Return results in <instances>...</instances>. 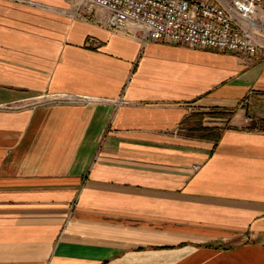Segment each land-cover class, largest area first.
Listing matches in <instances>:
<instances>
[{
  "label": "crops",
  "instance_id": "crops-1",
  "mask_svg": "<svg viewBox=\"0 0 264 264\" xmlns=\"http://www.w3.org/2000/svg\"><path fill=\"white\" fill-rule=\"evenodd\" d=\"M102 13L0 0V264H264V58Z\"/></svg>",
  "mask_w": 264,
  "mask_h": 264
},
{
  "label": "built area",
  "instance_id": "built-area-1",
  "mask_svg": "<svg viewBox=\"0 0 264 264\" xmlns=\"http://www.w3.org/2000/svg\"><path fill=\"white\" fill-rule=\"evenodd\" d=\"M68 1L84 16L101 10L106 29L140 28L144 41L264 58V0Z\"/></svg>",
  "mask_w": 264,
  "mask_h": 264
},
{
  "label": "rangeland",
  "instance_id": "rangeland-1",
  "mask_svg": "<svg viewBox=\"0 0 264 264\" xmlns=\"http://www.w3.org/2000/svg\"><path fill=\"white\" fill-rule=\"evenodd\" d=\"M242 103L241 107L245 109L244 120H242L244 127L247 128L249 120L252 118H262L264 116V96L251 94ZM228 126L224 124V127Z\"/></svg>",
  "mask_w": 264,
  "mask_h": 264
},
{
  "label": "trees",
  "instance_id": "trees-1",
  "mask_svg": "<svg viewBox=\"0 0 264 264\" xmlns=\"http://www.w3.org/2000/svg\"><path fill=\"white\" fill-rule=\"evenodd\" d=\"M254 95H260V96H264V94H259V93H255ZM243 97L241 104L243 105V101L247 98ZM247 112V111H246ZM232 111L231 112H215V113H211L210 115L213 117H230ZM250 122L247 125V129L249 130H258V131H264V116L262 118H252L251 120H249ZM218 136V134H217Z\"/></svg>",
  "mask_w": 264,
  "mask_h": 264
}]
</instances>
